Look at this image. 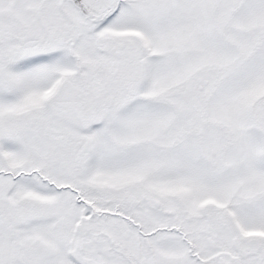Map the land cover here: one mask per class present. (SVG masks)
Segmentation results:
<instances>
[{
    "label": "snow or ice",
    "instance_id": "6c2138e0",
    "mask_svg": "<svg viewBox=\"0 0 264 264\" xmlns=\"http://www.w3.org/2000/svg\"><path fill=\"white\" fill-rule=\"evenodd\" d=\"M0 264H264V0H0Z\"/></svg>",
    "mask_w": 264,
    "mask_h": 264
}]
</instances>
